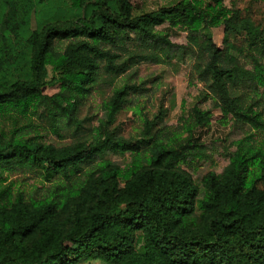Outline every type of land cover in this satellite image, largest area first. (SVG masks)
I'll return each mask as SVG.
<instances>
[{
	"label": "trees",
	"instance_id": "16d2710c",
	"mask_svg": "<svg viewBox=\"0 0 264 264\" xmlns=\"http://www.w3.org/2000/svg\"><path fill=\"white\" fill-rule=\"evenodd\" d=\"M220 22L222 47L201 32L212 20L200 0L140 14L130 0H0V107L24 112L34 105L52 121L76 122L99 69L117 76L140 61L196 54L204 58L196 76L221 123L263 132L264 31L236 14ZM163 24L167 29L157 30ZM173 30L186 32L184 44L170 41ZM242 32L256 53L249 69L230 52L238 48L229 34ZM132 40L137 48L123 55ZM51 83L59 90L43 93ZM242 84L248 94L232 93ZM139 91L133 83L112 91L91 141L56 146L0 134V170L48 166L61 179L40 198L0 192V264H264V139L248 133L232 142L228 164L202 176L199 195L180 166L202 154L211 110L193 106L181 137L164 125L152 130L164 118L160 106L144 120L141 140L131 141L109 126ZM108 152L131 156L123 166L105 161L81 173Z\"/></svg>",
	"mask_w": 264,
	"mask_h": 264
},
{
	"label": "rangeland",
	"instance_id": "374dc122",
	"mask_svg": "<svg viewBox=\"0 0 264 264\" xmlns=\"http://www.w3.org/2000/svg\"><path fill=\"white\" fill-rule=\"evenodd\" d=\"M179 0H130L134 14L149 12L161 6L173 4ZM202 8L210 15L212 23L206 29H201L203 34L210 33L214 42L222 47L223 25L222 21L233 14L239 19H248L264 31V0H200ZM166 24L157 27V30L167 29ZM31 27H35L32 19ZM171 42L184 44L186 32L173 30L169 36ZM244 33H230L231 41L238 50L231 49L240 60L244 68L252 67V58ZM63 42L61 45H64ZM136 41L126 43L122 52L136 49ZM258 56V55H257ZM261 58V59H260ZM203 57L188 55L177 60L176 58H161L158 62L140 61L134 64L124 73L111 76L99 69L96 82L90 86L89 91L82 98L76 113V122L59 118L52 121L49 117L34 106L21 112L15 108L0 107V134L5 137L18 139H31L56 146L70 144L78 140L91 141L97 133L101 119L104 118L102 102L108 99L112 91L124 83H133L140 87L139 92L131 93L127 101L117 112L109 130L131 141H140L144 120L152 119L158 112L160 106L166 109L164 118L158 124L153 125V131L161 126L172 127L179 136L185 137V129L190 123V110L193 106L200 109H210L212 119L209 127L201 132L202 154L199 156H188L181 168L188 172L194 182L199 184V195L203 188L200 185L202 176L208 171L221 172L228 164L229 154L234 150L232 142L251 133L259 141L264 139V131H254L232 119L221 123V113L218 108L213 107V96L206 86L200 81L195 73L196 64L202 63ZM264 65V57H259ZM48 73L51 75L50 66ZM59 90V83L48 84L43 93L52 95ZM246 84L232 87V93L248 94ZM31 104H35L32 102ZM131 154L108 152L98 158L95 162L85 165L81 173L94 172L97 167L105 161L123 166L129 161ZM59 177L52 172L48 166L27 167L22 169L0 170V192L11 195L22 193L25 197L40 198L50 187L55 184ZM261 185L264 186V174ZM198 203V200H197ZM199 210H196V214ZM141 242V241H140ZM78 264H111L100 260H81Z\"/></svg>",
	"mask_w": 264,
	"mask_h": 264
}]
</instances>
